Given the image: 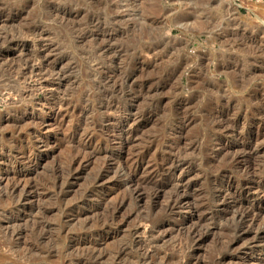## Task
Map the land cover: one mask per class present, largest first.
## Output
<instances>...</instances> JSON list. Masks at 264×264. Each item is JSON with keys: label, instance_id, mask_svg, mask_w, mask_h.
<instances>
[{"label": "bare ground", "instance_id": "1", "mask_svg": "<svg viewBox=\"0 0 264 264\" xmlns=\"http://www.w3.org/2000/svg\"><path fill=\"white\" fill-rule=\"evenodd\" d=\"M49 4V17L70 22L71 33L87 44L81 53L91 49L84 60L94 63L90 68L94 76L89 89L81 90L75 99H67L65 93L77 79L74 58L43 23L25 20L19 32L11 34L6 27L24 8L16 11L0 2V91L6 92L11 109L0 118V156L11 165L17 164L18 156L27 163L13 170L8 186L0 184V206L10 204L14 193H30L35 187L30 183L26 190L20 182L30 176L28 166H38L40 159L23 151L26 146L30 150L37 146L30 139L26 143V138L48 122L33 118L36 97L44 95L43 107H48L54 120L72 118L78 122L67 134L68 156L45 172L40 181L46 193L45 234L41 228L29 233L32 243H22L26 255L45 254V264H114L129 255L133 257L131 264H264V134L257 128L264 123L263 90L256 88L238 104L218 96L202 118L209 124L201 138H190L183 131L193 123L191 99L176 96L168 107L162 106L169 79L178 73L169 79L144 76L145 71L156 67L158 57L152 50L139 53L119 44V23L125 21L115 16L116 24L98 19L82 23L83 11L61 10ZM143 59L151 64L144 66ZM221 69L216 76L222 74ZM203 70L202 66L196 81L208 88L216 86ZM263 71L264 66L256 74ZM163 116L166 119L157 132L143 138L142 131L150 121ZM170 122L180 129H169ZM24 124L28 129L17 134L16 128ZM247 124L251 128H246ZM3 125L15 128L9 134L20 137L24 144L16 146L18 154L9 149V155H4L8 147ZM118 150L123 154H116ZM75 166L78 168L73 172ZM84 174L82 188L74 191L68 187L71 180ZM200 185L210 186V193L196 190ZM104 189L113 191V202L92 204L90 199ZM69 193L75 196L70 199ZM85 208L89 213L80 219L76 211ZM180 211L190 217L178 224L183 230L177 229V236L167 239L169 235L159 229L176 221L172 215ZM131 218L149 227L151 234L144 247L153 248L152 253L134 257L132 243L104 251L98 250L99 243H89V239L101 240L115 224ZM168 218L171 221L166 223ZM66 219L81 225L72 228L64 222ZM193 220L195 224L188 226ZM8 235L6 231L2 236L10 239L7 245L11 250L18 244ZM44 235L45 249L38 245ZM216 235L217 254L207 261L197 259L194 252L198 246ZM69 241L73 245L63 250Z\"/></svg>", "mask_w": 264, "mask_h": 264}, {"label": "rangeland", "instance_id": "2", "mask_svg": "<svg viewBox=\"0 0 264 264\" xmlns=\"http://www.w3.org/2000/svg\"><path fill=\"white\" fill-rule=\"evenodd\" d=\"M0 2L16 11L24 8L21 15L15 17L16 20L8 23L6 28H10L11 34H17L19 26L25 20L30 24L39 23L41 25L43 23L44 29L53 33L56 39L64 44V49L69 55L74 58L77 64L75 71L77 79H73L74 84L67 89L65 93L67 99H75L81 90L90 88L88 87L89 81L94 76L90 68L94 66V63L84 59L92 51L87 48L83 54L81 53L82 47L87 44H83L71 33L70 22L49 17L51 12L49 3L55 4L56 8L61 10L79 9L83 11L82 23L98 19L102 23L116 24L113 18L117 16L119 21H125L124 24L119 23L122 27L119 35L122 42L119 44L123 48L128 47L139 53L152 50V53L158 57L156 67L145 71L144 76L154 74L159 79H169L174 72H177L176 78L169 79L168 91L163 92L165 95L162 106L169 105L176 96L191 99L193 123L183 131V135L190 138H201L209 124V122H203L202 118L204 119L208 109L213 108L218 96L227 97L238 104L243 102L256 88H261L263 92L260 98L264 99V71L256 74V70L264 66V33H262L264 32V4H252L246 0H0ZM12 15L15 16L14 13ZM2 31L1 28L0 32ZM142 61H144L142 62L144 66L151 64L145 59ZM121 65L120 63L119 66ZM202 66L206 77L216 86L208 88L200 84L198 80L196 81L197 73L202 70ZM219 68L223 69H221L222 74L216 76L215 73ZM5 93V91H0V118H5L7 112L11 113L10 102L7 101ZM43 96L40 93L36 97V107L31 113L33 118L40 121L48 119V122L26 138V143L30 139L37 146L33 150H30L28 146L23 149L27 155L39 157V165L28 166L30 176L20 182L26 190L30 183H35V187L30 193H14L12 201L5 207L1 203L0 264H45V254L26 255L27 252L22 243L26 241H28L26 243H32L29 233L36 229H43V234H45L46 193L39 184L45 178V172L55 164L62 163L68 156L67 134L71 127L78 125V122L72 118L54 120L48 107H43ZM211 98H213L212 101H210ZM262 116L264 121V112ZM19 117L21 115H18ZM165 119L166 117L163 116L151 120L143 129L142 137L156 133ZM245 126L248 129L251 128L249 124ZM168 128L180 129L175 122H170ZM257 128L264 134V123ZM1 129L8 147L4 155H9L7 154L9 149L18 154L16 146L24 144L20 142V137L16 135L12 137L9 134L15 128L3 125ZM25 129L28 128L24 124L17 127L15 132L23 133ZM108 137L109 144L112 145L113 138L110 135ZM209 139L212 141L214 137ZM45 144L47 147L44 146ZM116 154H123V151L118 150ZM4 157L0 156V177H7V180L2 178L0 182L3 188L8 186L10 180L13 179L14 169L27 166V163L23 162V157L18 156V162L14 165L9 164V160ZM77 168L78 166H75L73 172ZM90 170L91 168L87 173H90ZM85 177L86 174L80 176L79 179L71 180L68 187L74 191L79 190L85 184ZM200 189L203 193H210L211 187L200 185L196 188L199 191ZM69 194L70 199L75 196L74 193ZM113 200V191L104 189L91 198L90 202L94 205L103 203L105 205V203H112ZM76 212L81 219L89 213V210L85 208ZM174 215L172 217H175L176 221L170 222L171 219H165L166 223L170 222L169 225L159 229L161 234L169 235L167 239L177 236V229L183 230L178 224L187 221L190 217L186 211H180ZM195 221L188 223V226L194 225ZM49 222L48 219L46 223ZM64 222L70 223L72 228L81 225L69 219ZM120 226H122L120 233L115 234ZM6 231L9 232L8 236L12 238L11 241L18 244L11 250L7 245L10 239L2 236ZM150 234L149 227L131 218L127 223L115 224L109 234L103 235L101 240L89 239V243H99V251L111 250L123 243H132V255L135 257L136 254L141 256L152 253L153 248L144 247ZM81 240L82 238L77 241ZM34 244L37 246L36 243ZM38 245L45 249V235L39 240ZM72 245L69 241L64 244L63 250L69 249ZM218 248L217 235L211 236L198 246L194 255L200 261H207L210 255L217 254ZM131 258L133 257L129 255L124 261L114 264H131ZM48 261L55 263L52 259Z\"/></svg>", "mask_w": 264, "mask_h": 264}, {"label": "built area", "instance_id": "3", "mask_svg": "<svg viewBox=\"0 0 264 264\" xmlns=\"http://www.w3.org/2000/svg\"><path fill=\"white\" fill-rule=\"evenodd\" d=\"M252 4H257V5H261L264 4V0H246Z\"/></svg>", "mask_w": 264, "mask_h": 264}]
</instances>
